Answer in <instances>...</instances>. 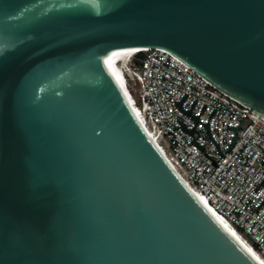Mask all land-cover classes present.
<instances>
[{
	"label": "water",
	"instance_id": "obj_1",
	"mask_svg": "<svg viewBox=\"0 0 264 264\" xmlns=\"http://www.w3.org/2000/svg\"><path fill=\"white\" fill-rule=\"evenodd\" d=\"M141 48L264 118V0H0V264H262L108 67L109 52Z\"/></svg>",
	"mask_w": 264,
	"mask_h": 264
},
{
	"label": "built area",
	"instance_id": "obj_2",
	"mask_svg": "<svg viewBox=\"0 0 264 264\" xmlns=\"http://www.w3.org/2000/svg\"><path fill=\"white\" fill-rule=\"evenodd\" d=\"M129 70L126 87L150 136L189 186L264 258V118L164 49L135 52ZM186 93L182 108L200 114L196 125L177 103ZM244 116L238 139L225 151L235 134L229 125ZM178 120L194 127L191 133Z\"/></svg>",
	"mask_w": 264,
	"mask_h": 264
},
{
	"label": "bare ground",
	"instance_id": "obj_3",
	"mask_svg": "<svg viewBox=\"0 0 264 264\" xmlns=\"http://www.w3.org/2000/svg\"><path fill=\"white\" fill-rule=\"evenodd\" d=\"M147 48H141V49H119V50H115V51H111L108 53L107 56V63H108V67L110 68V70L112 71V73L114 74L116 80L118 81L121 89L123 90L128 102L130 103L131 107L133 108L134 112L136 113V115L138 116L137 113V108L136 106H134L132 104L133 100H132V96L129 92V90L126 87V83H127V71H129V63H125V60L123 62V58H125V56L128 53L131 52H138V51H143ZM123 63V64H122ZM139 118V116H138ZM140 119V118H139ZM141 121V120H140ZM143 124V123H142ZM145 127V126H144ZM146 128V127H145ZM148 131V130H147ZM149 133V132H148ZM150 135V133H149ZM153 139V138H152ZM160 147V146H159ZM164 152V151H163ZM165 153V152H164ZM193 190V189H192ZM194 191V190H193ZM194 193L199 197V199L204 203V205L230 230L232 231L239 239L240 241L244 244V246L250 251V253L258 260L260 261L262 264H264V258L256 251V249L250 244L248 243V241L245 239V237L243 235H241L232 225H230L226 220L222 219L219 215H217V213H215L209 206L208 204L204 201V199L201 197V195L197 192L194 191Z\"/></svg>",
	"mask_w": 264,
	"mask_h": 264
},
{
	"label": "clouds",
	"instance_id": "obj_4",
	"mask_svg": "<svg viewBox=\"0 0 264 264\" xmlns=\"http://www.w3.org/2000/svg\"><path fill=\"white\" fill-rule=\"evenodd\" d=\"M135 52H132V53H127V55L125 56V58L126 59H123V62H124V60H125V63H129L130 61H131V57L133 56V54H134ZM123 64V63H122ZM127 72V75H128V77H130L131 76V71L129 70H126Z\"/></svg>",
	"mask_w": 264,
	"mask_h": 264
},
{
	"label": "rangeland",
	"instance_id": "obj_5",
	"mask_svg": "<svg viewBox=\"0 0 264 264\" xmlns=\"http://www.w3.org/2000/svg\"><path fill=\"white\" fill-rule=\"evenodd\" d=\"M124 59V57H122Z\"/></svg>",
	"mask_w": 264,
	"mask_h": 264
}]
</instances>
